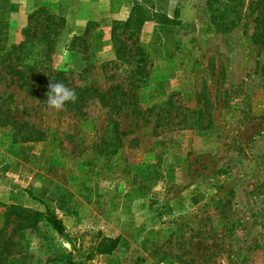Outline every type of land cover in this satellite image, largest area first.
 Listing matches in <instances>:
<instances>
[{"label":"rangeland","instance_id":"obj_1","mask_svg":"<svg viewBox=\"0 0 264 264\" xmlns=\"http://www.w3.org/2000/svg\"><path fill=\"white\" fill-rule=\"evenodd\" d=\"M111 2L0 0V55L45 7L66 25L49 58L38 46L31 56L74 73L92 66L85 82L103 88L143 80L139 108L115 116V149L98 99L81 116L62 113L0 61V232L15 250L6 264H264V0H123L116 12ZM134 3L144 21L125 28ZM114 34L142 43L145 61L119 60ZM74 36L92 47L79 52ZM11 121L54 125L60 140L21 141ZM10 205L49 209L63 231L41 219L12 233ZM105 238L117 244L100 253Z\"/></svg>","mask_w":264,"mask_h":264},{"label":"trees","instance_id":"obj_2","mask_svg":"<svg viewBox=\"0 0 264 264\" xmlns=\"http://www.w3.org/2000/svg\"><path fill=\"white\" fill-rule=\"evenodd\" d=\"M121 4L123 0H112L111 11H117V4ZM210 17L212 23L220 29V31H226L229 25L233 21L225 22L224 17L227 14L223 12L217 13L216 9L211 7ZM140 9L139 3H134L131 14L126 20L124 26L125 28H131L135 26V29L139 28L144 21V16L138 14L137 10ZM219 17L220 21H216ZM258 25L264 28V11H262L261 16L256 18ZM66 20L62 16H55L52 12L48 11L45 7H39L32 11L28 15V22L26 27L23 29L24 39L17 44L12 45L6 53L0 55V61L3 63L4 67L8 69V73L11 77H14L16 82L20 87L26 88V90L32 92L34 95H39L40 93H47L49 90V84L52 82L50 79L58 80L64 83L69 88H72L77 93V100L75 102H67L65 107L62 108L63 112H72L75 116H81L85 113V107L92 99H98L104 108L107 109V117L112 121V129L115 136V149L117 146H122L121 136L124 134L120 130L119 122H117L115 116L120 115L121 111L126 107H131L132 110H137L139 108L138 102L134 99L136 96V90L141 86L142 78L135 81L131 79L128 86L125 88L120 83L112 84L107 88H103L97 81V79L86 81L87 74L89 73L92 66L87 65L82 71L74 73L71 71H66L63 69H53L50 66H46L44 61L36 56H31L35 52V47L43 49V56L46 58L50 57L53 52L57 36L65 28ZM87 31V30H86ZM207 31H211L209 27ZM113 43L115 46V52L117 58L127 63H132L133 57L138 56V63L144 62L145 58L142 55L143 44L138 42L136 39L128 44L125 40H122L118 35H113ZM73 41H78L82 46L79 52L82 50H87L92 47L91 38H86L84 36H74ZM134 52V53H133ZM140 64V63H139ZM142 64L136 67V73H141ZM135 74L131 77L134 78ZM115 78V74H112ZM84 83H81L83 82ZM14 127L18 129H24L25 133L20 137L21 141H41L48 137H51L54 142L60 140L59 131L54 125H48L45 129H37L27 123H19L15 125L16 122L11 121ZM161 126V122L158 121L155 124L156 129ZM103 143V142H102ZM100 143V151H103V146ZM109 146V145H106ZM12 216V218H11ZM47 220L52 227L58 232L63 231V223L61 219L46 209L44 213L37 210H30L24 207H19L16 205H10L6 213V223H15L12 233L16 232L18 229L32 228L35 227L39 220ZM117 244V239L105 238L100 242L97 250L100 253L111 252ZM13 248L10 245V239L4 238L3 233L0 232V264H6L7 259L14 254Z\"/></svg>","mask_w":264,"mask_h":264},{"label":"clouds","instance_id":"obj_3","mask_svg":"<svg viewBox=\"0 0 264 264\" xmlns=\"http://www.w3.org/2000/svg\"><path fill=\"white\" fill-rule=\"evenodd\" d=\"M49 90L46 93L47 103L55 108L62 109L67 102H75L77 100V93L74 89L69 88L64 83L50 79Z\"/></svg>","mask_w":264,"mask_h":264}]
</instances>
